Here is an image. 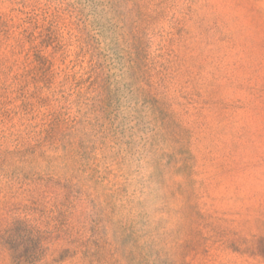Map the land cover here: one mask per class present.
Returning <instances> with one entry per match:
<instances>
[{"label": "rangeland", "instance_id": "1", "mask_svg": "<svg viewBox=\"0 0 264 264\" xmlns=\"http://www.w3.org/2000/svg\"><path fill=\"white\" fill-rule=\"evenodd\" d=\"M0 264H264V0H0Z\"/></svg>", "mask_w": 264, "mask_h": 264}, {"label": "clouds", "instance_id": "2", "mask_svg": "<svg viewBox=\"0 0 264 264\" xmlns=\"http://www.w3.org/2000/svg\"><path fill=\"white\" fill-rule=\"evenodd\" d=\"M134 177L133 179L142 185V190L144 188L151 189L150 180H151V171L146 163H142L141 161L136 162V167L134 169Z\"/></svg>", "mask_w": 264, "mask_h": 264}]
</instances>
